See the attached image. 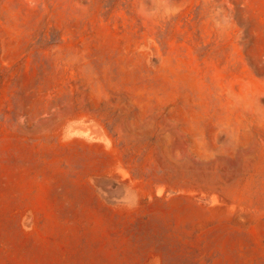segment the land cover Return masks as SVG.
Returning a JSON list of instances; mask_svg holds the SVG:
<instances>
[{
	"label": "rangeland",
	"instance_id": "rangeland-1",
	"mask_svg": "<svg viewBox=\"0 0 264 264\" xmlns=\"http://www.w3.org/2000/svg\"><path fill=\"white\" fill-rule=\"evenodd\" d=\"M0 264H264V0H0Z\"/></svg>",
	"mask_w": 264,
	"mask_h": 264
}]
</instances>
